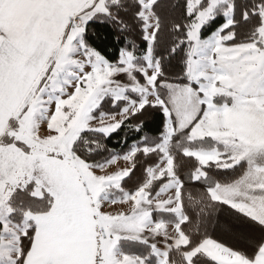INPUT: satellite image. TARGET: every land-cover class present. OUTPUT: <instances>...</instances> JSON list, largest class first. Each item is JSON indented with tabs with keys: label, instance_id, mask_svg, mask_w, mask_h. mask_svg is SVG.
<instances>
[{
	"label": "snow or ice",
	"instance_id": "snow-or-ice-1",
	"mask_svg": "<svg viewBox=\"0 0 264 264\" xmlns=\"http://www.w3.org/2000/svg\"><path fill=\"white\" fill-rule=\"evenodd\" d=\"M0 264H264V0H0Z\"/></svg>",
	"mask_w": 264,
	"mask_h": 264
}]
</instances>
